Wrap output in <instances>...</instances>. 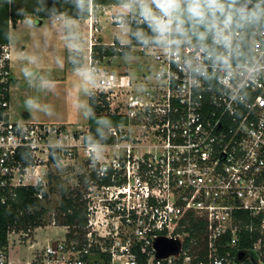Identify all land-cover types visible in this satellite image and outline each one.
I'll return each mask as SVG.
<instances>
[{"label":"built area","instance_id":"2783aa9c","mask_svg":"<svg viewBox=\"0 0 264 264\" xmlns=\"http://www.w3.org/2000/svg\"><path fill=\"white\" fill-rule=\"evenodd\" d=\"M108 7L89 5L87 66L96 93L128 124L108 128L113 143L100 144L98 154L81 134L79 143L60 126L10 121V48L0 44V207L13 199V188L44 186L40 167L72 161L76 147L94 169L84 197L83 239L26 240L33 253L25 262L10 260L7 245L0 248V264H264V23L239 30L229 78L197 44L181 45L178 56L144 45L133 33L155 35L147 23L133 12L122 23V13ZM97 14L127 26L130 42H99ZM100 45L128 49L155 69L146 63L137 82L126 72L115 75L107 65L111 57H93ZM188 61L192 68L208 65L207 77ZM249 68L259 71L249 74ZM24 151L34 163L22 169ZM51 156L58 160L50 162ZM29 174L33 184L23 181ZM191 220L203 224L202 233H191ZM159 238L176 241L178 251L157 257Z\"/></svg>","mask_w":264,"mask_h":264},{"label":"rangeland","instance_id":"374dc122","mask_svg":"<svg viewBox=\"0 0 264 264\" xmlns=\"http://www.w3.org/2000/svg\"><path fill=\"white\" fill-rule=\"evenodd\" d=\"M111 10L112 13H125V6L112 7ZM99 16L96 15L101 26L98 27L99 32L95 34L99 38V42L110 43L115 37L122 43L130 42L127 26L116 28L109 23V16L105 18L104 15ZM35 21L34 16H28L19 21L10 31V44H8L11 65L12 54L13 59L15 55L17 64L15 71L17 77L15 83H17L16 87L18 88V98L15 97L16 112L20 114L18 117L28 113L37 120L41 117L44 119L53 118L57 122L72 125L69 131L75 135V139L79 140L80 143L82 142L79 137L80 134L86 132L88 128L87 115H85L86 108L83 105L88 107L87 97L89 94L97 92L96 82L94 78L92 82L85 81L78 74V71L71 67V63L72 59L79 53L83 63L81 69H88L87 39L83 37L85 41L80 42L81 37L73 38L70 36V28L65 30L66 33L60 29L56 30L53 20L43 21L42 26H37ZM76 25L85 31L84 23H76ZM68 38L75 45L72 54ZM79 42L83 43L80 45ZM23 48H27V52L25 55H20L19 52ZM28 58H34L35 62L30 63ZM146 63L149 64L150 70L155 69L150 60L140 58L133 53L122 57H111L107 65L115 75L126 72L129 77L135 78L137 82L140 77L136 75L146 71ZM25 66L34 73L33 79H45L44 81L52 83L43 85L40 80H32L31 84L29 80L20 81L19 76L23 75L22 68ZM90 88L93 89L90 91ZM29 98L34 101L31 108L25 103ZM79 143L76 141V144L80 145ZM74 152L72 161H65L57 166L46 163V169L40 167L38 172L43 173V176L46 175L43 178L42 190L47 192L49 187L53 189V192L49 193L48 199L43 202L46 208L45 225L30 232L26 237H23L24 234L22 233L12 232L8 240V256L13 262L18 260L25 262L31 259L33 252L28 249L29 243H26V240L30 243L39 241L44 244L48 240L55 242L63 239L70 232L71 229L61 223L64 216L61 208L63 206L61 189H65L66 196L71 194L77 196L78 202L84 204L90 174L94 170L90 166L92 160L87 159L81 147L74 148ZM29 173L31 174L32 170ZM30 174L23 180L25 184L34 183L35 177L30 176ZM49 174L51 177L48 176Z\"/></svg>","mask_w":264,"mask_h":264},{"label":"trees","instance_id":"16d2710c","mask_svg":"<svg viewBox=\"0 0 264 264\" xmlns=\"http://www.w3.org/2000/svg\"><path fill=\"white\" fill-rule=\"evenodd\" d=\"M131 0H0V44L9 42L10 30L16 26L19 21L28 16H34L36 23L42 19L50 18L52 15H61L66 19L86 20L89 15V5L94 8L99 6H125ZM255 0H251L247 5L253 7ZM244 0H236V7ZM210 36L206 39L209 44ZM192 44H197L193 38ZM130 55L128 49L122 53L117 52L112 47L104 45L93 47V57L101 60L103 57H122ZM83 63L81 55L78 53L71 63L73 69H81ZM88 108H91L95 118L88 116L87 131L81 133L83 141L90 144L87 138H92L99 144H110L113 140L108 135V128L126 126L128 119L118 114L116 111L109 110L105 95L92 93L88 97ZM96 118H107L110 124H98ZM21 159L22 169L33 165V159L25 151ZM57 156H51L50 162H56ZM48 176L51 177L49 174ZM53 189L48 188L47 192L42 190L41 185L36 186H18L12 189L14 197L6 207H0V248L7 247L8 234L23 233L29 235L37 228H42L46 214L45 204L49 193ZM41 193L42 198L38 199ZM63 199L62 211L64 212L62 225L68 226L71 230L66 238L68 240L83 239L84 227L86 224L85 206L78 202L77 196H66L65 189H61ZM73 196V197H72ZM62 219V218H61ZM191 233H202L203 224L199 221L191 220L189 222Z\"/></svg>","mask_w":264,"mask_h":264},{"label":"clouds","instance_id":"9594fccd","mask_svg":"<svg viewBox=\"0 0 264 264\" xmlns=\"http://www.w3.org/2000/svg\"><path fill=\"white\" fill-rule=\"evenodd\" d=\"M251 0H244L240 7H236V0H133L125 4V13L133 12L147 23L155 34L147 37L143 31L133 33L137 40L148 45L150 42L165 50L169 55H179L181 45H192L195 38L199 50L205 53L204 59L210 61L212 67L229 74L232 61L237 57L239 45L235 43L239 30L242 27L260 25L264 23V0H255L253 7L249 9L247 4ZM211 37V45L206 39ZM34 63V58H28ZM188 66L192 68L191 61ZM208 65L198 64L192 71L197 75L207 77ZM78 74L85 80L93 81L92 69H78ZM249 74L259 71L258 68L247 69ZM23 75L32 83L34 73L27 66L22 68ZM50 81H41L48 85ZM233 100L243 101V97L233 96ZM30 108L34 101L29 98L25 101ZM86 108L85 115L95 118L91 108ZM98 124H110L107 118H96ZM90 147L98 154L101 145L87 138Z\"/></svg>","mask_w":264,"mask_h":264},{"label":"crops","instance_id":"0c3cea01","mask_svg":"<svg viewBox=\"0 0 264 264\" xmlns=\"http://www.w3.org/2000/svg\"><path fill=\"white\" fill-rule=\"evenodd\" d=\"M112 7H116V6H109L108 7V11L109 12H112V10H111ZM45 20L46 21L47 20H53L54 21V27H55V29L56 30L57 29L63 30L64 33H66L65 30L67 28H70V36H72L73 38L74 37H81L80 42L81 41H83V42L85 41V39L83 37H86V39H88V35H87V33H88L87 30L88 29H87V22H86V20L66 19V18H64L61 15H52L50 18L40 20L38 23H36V25L37 26H42V23ZM76 23H84V25L86 27L85 28V31H84V29H79L77 27ZM99 26H101V22L100 21H99ZM115 27L117 28V26H115ZM120 27H122V26H120ZM9 40H10V35H9ZM69 42H70V39H69ZM80 42H79V44L81 45L83 42L82 43H80ZM8 43L10 44V42H8ZM72 43L73 42L71 41L70 44H69L70 45L71 54H72V51H74V48H75V45H73ZM26 52H27V48L26 49L23 48L22 51L19 52V54L20 55H25ZM70 57H72V55H70ZM16 65L17 64H16L15 55H14V59H13V54H12V65H11V69H12L13 81H12L11 86H10V106H9V118H10V121L11 122H14V123H33V124H46V125H52V126H60V127L65 128L67 130H69L70 128H72V125H67V124H63V123L57 122L53 118L44 119V117H41L40 119L38 118L39 120H37V118H34L33 116H31V114H28V113H24L22 116L18 117V115H20V114H17L16 109H15V106H16L15 97L18 98V88L16 87L17 83H15V79L17 78L16 77V73H15V71L17 70ZM44 70H46V69H44ZM19 80L20 81H27L28 79H26L24 75H20L19 76ZM33 80L34 81H37V80L42 81V80H45V79H39V78H37V79H33ZM92 89L93 88H90V91ZM11 92H12V95H11ZM13 97H14V99H13ZM88 97H87V105H88ZM87 120H88V116H87ZM39 244H41V242H39Z\"/></svg>","mask_w":264,"mask_h":264},{"label":"water","instance_id":"95a60500","mask_svg":"<svg viewBox=\"0 0 264 264\" xmlns=\"http://www.w3.org/2000/svg\"><path fill=\"white\" fill-rule=\"evenodd\" d=\"M154 248L157 251V257L164 258L168 255L175 254L178 251L179 246L174 240L159 238L155 241ZM240 257H242V255H240Z\"/></svg>","mask_w":264,"mask_h":264}]
</instances>
